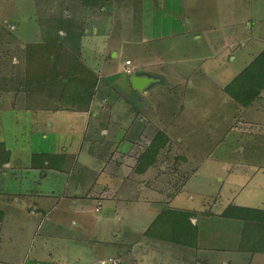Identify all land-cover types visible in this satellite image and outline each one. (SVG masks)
<instances>
[{"label": "rangeland", "instance_id": "1", "mask_svg": "<svg viewBox=\"0 0 264 264\" xmlns=\"http://www.w3.org/2000/svg\"><path fill=\"white\" fill-rule=\"evenodd\" d=\"M263 49L264 0H0V264H264V228L247 242L264 216V78L248 107L225 90ZM126 60L156 79L148 112L108 77L129 79ZM133 120L147 134L125 153ZM158 132L170 142L143 170ZM35 152L64 170L31 175Z\"/></svg>", "mask_w": 264, "mask_h": 264}, {"label": "crops", "instance_id": "2", "mask_svg": "<svg viewBox=\"0 0 264 264\" xmlns=\"http://www.w3.org/2000/svg\"><path fill=\"white\" fill-rule=\"evenodd\" d=\"M98 13V12H97ZM99 14V13H98ZM91 18H93V20H96L97 19V17L96 16H93L92 15V17ZM248 21H250V19H248ZM244 44V46H245V42L243 43ZM114 55H117V53L115 52L114 53ZM85 56H86V54H85ZM231 56H233L232 57V59L233 60H235V56L234 55H231ZM196 60H198V59H200V58H195ZM87 60H88V57H87ZM127 61V60H126ZM131 65H132V61H131ZM125 67H126V63H125ZM124 67V68H125ZM133 69H134V71L137 69V67H135V66H131ZM142 69H144V72H143V70H142V72L140 73V74H130V77H129V79H128V77L126 76V77H121V76H119L120 74H114V73H110V75L108 76L109 77V79L110 78H113V82H115V81H119L121 84H122V86H123V88H126V89H131V90H133L132 92V94L133 95H137L138 97L136 98L137 99V102L140 104V107H139V112L141 113V112H143V111H150V108H151V104H150V102L148 101V98H149V96L151 95V94H153L154 93V91H155V88L151 85L153 82H155L156 81V79H155V77L154 76H152L151 74H150V71H149V69H147V66H146V68H142ZM133 75H138V76H141V77H147V78H149L148 79V81H147V83L144 85V86H142V89H137V88H135L134 86H133V84H132V82H131V77L133 76ZM165 75V74H164ZM163 75V76H164ZM121 77V78H120ZM166 77H169V75L166 73ZM107 84H108V81H105ZM153 87V88H152ZM99 89V87H97V90ZM96 90V91H97ZM107 97L105 96L102 100L104 101V103H103V105H105L106 104V102H107V99H106ZM147 100V102H145ZM145 102V103H144ZM93 103V101L91 102V104H90V110H87V112H86V114L85 115H81L82 117H85L84 119H86V118H88V116H93V117H97L98 115H99V113H97V112H95V113H93V111H92V104ZM65 112L66 110H61L60 111V113L61 112ZM70 112H71V110H70ZM76 114H77V112H75ZM252 113V112H251ZM145 115H148V116H150V113H147V114H145ZM252 115H253V113H252ZM256 119H259V120H261L262 122H264L263 121V119H260V118H256ZM134 121L135 120H133L130 124H129V128L125 131L124 130V136H123V138L121 139L120 138V143H122L121 145H119L118 147H120V151H122V152H127V153H132V151H134L135 149H136V144H135V140H137L138 139V137H139V139L141 138V135H145L146 136V134H147V130L146 129H143L142 128V130H139V129H136V127H135V124H134ZM142 122H145V118H143L142 119ZM102 130H103V132H104V134H107L108 133V130H105V128H102ZM58 131V130H57ZM127 133H129V134H127ZM125 135H127V136H129L128 138H126V136ZM45 137H47V135H45ZM136 138V139H135ZM146 139H149V137H147ZM145 139V140H146ZM151 140V138L149 139V141ZM114 141V140H113ZM118 147H117V149H118ZM128 148V149H127ZM65 150H66V148H64ZM29 169H31L30 171H29V173L31 174V175H35V174H38V175H42V177H46L47 176V172H45V170H43L42 168H41V165H37V166H31L30 165V168ZM56 170V169H55ZM41 180H44V178L43 179H41ZM252 207V209L251 210H253V211H255V210H257V209H254L253 207L254 206H251ZM167 209V208H166ZM55 223V222H54ZM249 224H250V229H251V233H250V235H248L247 236V238H249V240L247 241V242H249V241H252L251 242V244L252 243H254V229L256 228V226H258V231L261 229V228H264V216L263 217H255L254 216V214H252L251 216H250V221L248 222ZM178 229V224L177 223H173V229L175 230V229ZM181 229V228H180ZM262 232H263V234H264V229H262ZM181 233V232H180ZM153 237L155 238V239H157V240H161V238L160 237H158L157 236V234H153ZM162 238H165V236H162ZM166 239V241H164V240H161V241H164V242H168V241H170V243H173V244H177V245H180V246H183V247H185V248H187V249H189V247L187 246L188 245V243H189V239L187 238V236H185L184 234L183 235H179V234H176L175 232L172 234V235H169V236H167V238H165ZM262 243H264V242H262ZM251 244H247V247L249 248L250 246H251ZM152 245H150L149 243H145V244H138L136 247H135V251H144V250H146L148 247H151ZM44 248L43 247H41L38 251V253L40 254V255H42L43 253H44ZM50 253V252H49ZM51 254V253H50ZM165 256H167V258L169 259V260H174L175 259V261H167L166 263H162V264H183V260L181 259V261H178L177 262V260H179V259H177V258H175V257H173L172 255H168V254H166L165 253ZM98 260V259H97ZM111 260V259H110ZM109 260V261H110ZM42 261H41V257L40 258H38V259H36V264H40ZM111 262H112V264H132V263H129V262H131V261H127V262H123V261H121V260H111ZM173 262H175V263H173ZM64 264H66V263H64ZM97 264H104L103 262H98ZM136 264H138V263H136ZM141 264V263H140Z\"/></svg>", "mask_w": 264, "mask_h": 264}, {"label": "trees", "instance_id": "3", "mask_svg": "<svg viewBox=\"0 0 264 264\" xmlns=\"http://www.w3.org/2000/svg\"><path fill=\"white\" fill-rule=\"evenodd\" d=\"M263 78H264V49L251 61L249 65H247L243 70H241L239 75L236 77V80L231 81V83L225 87V90L232 95V97L237 101V103L240 106L248 107V105L254 100V98H256L261 94L260 88H255L254 85H256L258 81ZM18 86H22V85H18ZM20 94H21L20 89L17 88V90H15L14 97L19 96ZM169 142H170L169 135L167 136V134L165 135V133L158 132L154 136V138L150 140V142L146 146L145 151L139 157V161L140 159L143 158L147 159L146 162L143 165H141V168L143 170H146L148 166L156 165L158 155H161L158 153L162 151L168 145ZM4 149L5 147L0 146V168H4L6 163L9 162L7 159L8 156H6V151ZM41 154H39L38 152L32 154L33 163H31V166L41 165V168L46 167L48 169L52 168L60 171L64 170L62 168H59L57 164L51 161V154L49 152H44V153L42 152ZM173 156L167 155L166 157H164V159L168 158L170 160L168 161L165 160L166 162L173 164L175 163L174 169L178 171L176 165L179 164L181 168H183L182 161L179 155H176L175 157ZM139 161L137 166H139ZM161 163L163 164L164 161L162 160ZM186 182H187V178L182 180V184H185Z\"/></svg>", "mask_w": 264, "mask_h": 264}, {"label": "water", "instance_id": "4", "mask_svg": "<svg viewBox=\"0 0 264 264\" xmlns=\"http://www.w3.org/2000/svg\"><path fill=\"white\" fill-rule=\"evenodd\" d=\"M148 79L149 78H147V77H141L138 75H133L131 77V82L135 88L142 89V86H144L147 83Z\"/></svg>", "mask_w": 264, "mask_h": 264}, {"label": "built area", "instance_id": "5", "mask_svg": "<svg viewBox=\"0 0 264 264\" xmlns=\"http://www.w3.org/2000/svg\"><path fill=\"white\" fill-rule=\"evenodd\" d=\"M126 73L131 74L133 73L134 69L131 67V61L127 60L126 61V68H125ZM113 261V260H112Z\"/></svg>", "mask_w": 264, "mask_h": 264}]
</instances>
